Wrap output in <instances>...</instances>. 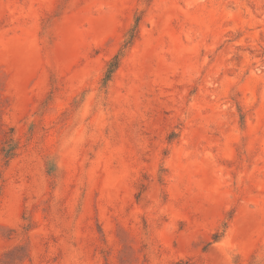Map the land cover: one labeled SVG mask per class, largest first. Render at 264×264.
Here are the masks:
<instances>
[{
	"label": "rangeland",
	"instance_id": "rangeland-1",
	"mask_svg": "<svg viewBox=\"0 0 264 264\" xmlns=\"http://www.w3.org/2000/svg\"><path fill=\"white\" fill-rule=\"evenodd\" d=\"M0 264H264V0H0Z\"/></svg>",
	"mask_w": 264,
	"mask_h": 264
},
{
	"label": "trees",
	"instance_id": "trees-1",
	"mask_svg": "<svg viewBox=\"0 0 264 264\" xmlns=\"http://www.w3.org/2000/svg\"><path fill=\"white\" fill-rule=\"evenodd\" d=\"M115 66H116V63H115Z\"/></svg>",
	"mask_w": 264,
	"mask_h": 264
}]
</instances>
